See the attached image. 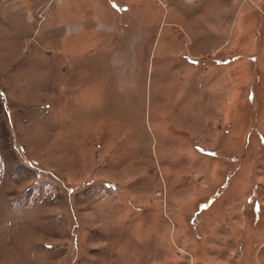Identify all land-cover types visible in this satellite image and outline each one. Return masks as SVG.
Returning <instances> with one entry per match:
<instances>
[{"label": "rangeland", "instance_id": "rangeland-1", "mask_svg": "<svg viewBox=\"0 0 264 264\" xmlns=\"http://www.w3.org/2000/svg\"><path fill=\"white\" fill-rule=\"evenodd\" d=\"M0 264H264V0H0Z\"/></svg>", "mask_w": 264, "mask_h": 264}]
</instances>
